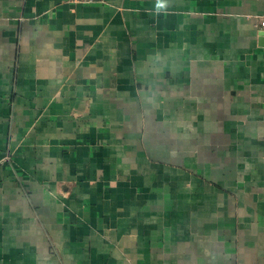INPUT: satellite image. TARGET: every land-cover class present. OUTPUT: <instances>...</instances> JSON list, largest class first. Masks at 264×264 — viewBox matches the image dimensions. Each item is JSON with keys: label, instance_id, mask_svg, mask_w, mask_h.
Returning <instances> with one entry per match:
<instances>
[{"label": "crops", "instance_id": "obj_1", "mask_svg": "<svg viewBox=\"0 0 264 264\" xmlns=\"http://www.w3.org/2000/svg\"><path fill=\"white\" fill-rule=\"evenodd\" d=\"M264 0H0V264H264Z\"/></svg>", "mask_w": 264, "mask_h": 264}, {"label": "built area", "instance_id": "obj_2", "mask_svg": "<svg viewBox=\"0 0 264 264\" xmlns=\"http://www.w3.org/2000/svg\"><path fill=\"white\" fill-rule=\"evenodd\" d=\"M73 3H79L83 5H93L96 3L101 2L102 0H70ZM258 30L261 32H264V17H261L259 24H258Z\"/></svg>", "mask_w": 264, "mask_h": 264}, {"label": "water", "instance_id": "obj_3", "mask_svg": "<svg viewBox=\"0 0 264 264\" xmlns=\"http://www.w3.org/2000/svg\"><path fill=\"white\" fill-rule=\"evenodd\" d=\"M259 43L261 47H264V32L260 33Z\"/></svg>", "mask_w": 264, "mask_h": 264}]
</instances>
